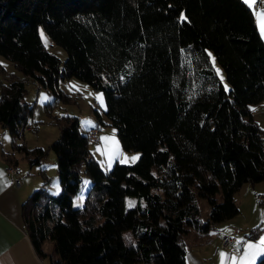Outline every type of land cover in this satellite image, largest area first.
<instances>
[{"label": "trees", "instance_id": "trees-1", "mask_svg": "<svg viewBox=\"0 0 264 264\" xmlns=\"http://www.w3.org/2000/svg\"><path fill=\"white\" fill-rule=\"evenodd\" d=\"M40 25L66 52L61 69L41 42ZM0 55L23 75L0 82V126L12 150L38 164L46 153L16 143L32 114L25 78L58 100L65 99L59 79L75 76L102 91L122 148L140 151L134 163L115 161L104 171L78 117L58 119L50 148L60 192L40 203V188L22 204L37 252L53 241V264H186V235H208L238 213L234 194L243 183L264 181V128L249 108L264 98V42L242 0H0ZM82 168L91 184L75 208ZM127 195L136 197L129 210ZM198 196L209 204L207 220Z\"/></svg>", "mask_w": 264, "mask_h": 264}, {"label": "rangeland", "instance_id": "rangeland-1", "mask_svg": "<svg viewBox=\"0 0 264 264\" xmlns=\"http://www.w3.org/2000/svg\"><path fill=\"white\" fill-rule=\"evenodd\" d=\"M242 1L244 2V0ZM257 1H259V5L255 9L254 4ZM256 2L251 7L244 3L252 10L256 28L264 42V36L261 34L260 27V24L264 20L258 19L259 14L264 13V3H261V0H256ZM38 33L44 47L59 58V68L61 69L66 52L51 40L41 25L38 27ZM210 54L211 63L216 73L217 69H219V74L217 73V75L224 87L227 86L226 91H228L230 89V83L227 81L225 71L213 53ZM213 60L215 62L214 64ZM221 76L223 79H221ZM9 78H23V75L15 68L12 61L0 55V82L4 84ZM72 85H76L79 91L71 88ZM25 87L26 91L23 95V101L28 102L32 107V114L28 121L31 126L24 128L23 136L18 138L16 143H23L27 148L40 146L46 149V153L42 162L39 164L31 163L28 157L25 156L23 150L14 149L13 155L22 174H25L31 167L32 171H38L39 168L41 169L43 167L44 187L42 189L43 193L40 196V203L47 201L49 195H57L60 192L58 170L55 160L56 156L50 148V144L58 137L59 126L57 121L62 115L67 114L78 117L80 132L87 133L88 135V149L104 171H108L115 161L122 164H132L134 162L130 158L137 155L139 157L140 151L125 150L122 148L114 126L110 124L105 114L106 105L102 91L93 88L88 81L81 80L75 76L60 78L58 81V89L65 96V99L58 100L54 99L55 94L50 89L34 77L25 78ZM249 108L253 113L254 120L260 127L264 128V98L258 103L250 104ZM93 127L98 130L97 139L89 137V130L91 128L95 129ZM2 135L7 137V144L11 145L12 136L6 128L0 126V141ZM102 137L107 139L102 140ZM97 149H100V151ZM126 157L129 159L126 160ZM39 177H41V174ZM81 178V185L78 191L72 196V206L75 208L83 206L85 196L91 184V179L84 172L83 168ZM259 195H264V181L243 183L240 189L234 194V200L238 205L239 211L231 219L236 221L233 226L238 227L240 230L238 234L239 241H243L247 245L251 243L259 247H264L260 244L261 238L264 237V200H260L258 198ZM217 198L221 200V193L217 194ZM130 201L135 202L136 197L129 195L125 197L127 210L131 208L129 207ZM196 202L200 208L202 220H207L209 218V204L207 199L198 196ZM251 229L255 230L254 236L248 237L247 233ZM124 239L126 243L132 241L129 231L124 233ZM44 247L48 252H54V255H56L54 243L51 240H46ZM257 262L258 259L255 260L254 264H257Z\"/></svg>", "mask_w": 264, "mask_h": 264}, {"label": "crops", "instance_id": "crops-1", "mask_svg": "<svg viewBox=\"0 0 264 264\" xmlns=\"http://www.w3.org/2000/svg\"><path fill=\"white\" fill-rule=\"evenodd\" d=\"M9 153L13 155L12 142L8 145L7 137L2 135L0 141V172L3 173V179L0 180V264H53L58 259V254L48 252L44 247L45 242L42 245L44 254L37 252L26 232L22 216V204L28 200L34 190L44 187V173L40 168L38 171H32L31 167L22 174L13 155L11 159L15 163L13 161L9 163H13L18 170L15 177L19 179V184L12 183L6 161ZM40 174L41 177H39ZM235 222L231 218L222 221L208 235L200 238L196 237L194 232L187 234L185 237L186 264H234L233 258H235V264H240V258L247 244L239 241L238 235L237 241L230 244L228 248H222L219 242L222 234L229 233L233 227H236L233 226ZM235 249L237 253L234 254L232 250ZM221 253L225 255L221 257ZM258 257L256 259H259ZM252 263L250 259L246 261V264Z\"/></svg>", "mask_w": 264, "mask_h": 264}, {"label": "snow or ice", "instance_id": "snow-or-ice-1", "mask_svg": "<svg viewBox=\"0 0 264 264\" xmlns=\"http://www.w3.org/2000/svg\"><path fill=\"white\" fill-rule=\"evenodd\" d=\"M244 2H245L246 4H248L249 7H251V6L253 5V3L256 2V0H244ZM261 3H264V0H261ZM180 19H181L182 21L186 19V17L184 16L183 13H181ZM258 19H262V20H264V13L259 14ZM260 27H261V34H262V36H264V22H262V23L260 24ZM41 35H43V34H41ZM46 46H47V45H46ZM209 55H211V54H209ZM214 63H215V62H214V60H213V64H214ZM217 73L219 74V69H217ZM221 79H223L222 76H221ZM71 88H74V89H76L77 91H79V88H78L76 85H72ZM225 88H226V90H227V86H225ZM98 99H100V97H98ZM101 139H102V140H106L107 138L102 137ZM97 150L100 151V149H97ZM138 158H139V157H138V155H137V156H133V157H131L130 160H131L132 162H135ZM125 159L128 160L129 158L126 157ZM2 179H3V173L0 172V180H2ZM134 206H135V202L130 201V202H129V207H134ZM129 239H130V238H129ZM260 244H261V245H264V237L261 238V240H260ZM262 254H264V248L259 247V246H257V245H254V244H251V243H250V244H248V245L246 246V249L244 250L243 256L240 258V264H246V261H248L249 259H250V260L253 262V264H254L256 258H257L258 256L262 255ZM220 255H221V257H223L225 254H224V253H221ZM233 262H234V264H235V258H233Z\"/></svg>", "mask_w": 264, "mask_h": 264}, {"label": "built area", "instance_id": "built-area-1", "mask_svg": "<svg viewBox=\"0 0 264 264\" xmlns=\"http://www.w3.org/2000/svg\"><path fill=\"white\" fill-rule=\"evenodd\" d=\"M258 5H259V1H257L254 4L255 9L258 8ZM30 126H31L30 123H27L25 125V127H30ZM97 132H98L97 128L90 129L89 130V137L92 138V139H97L98 138ZM7 171H8V173L11 176L12 183H14L16 185L19 184V179H17L15 177L16 173L18 172L17 168L14 165H9V166H7ZM258 198L260 200H264V195H259ZM239 233H240V230L238 228H236V227H233L232 230L229 233L222 234L221 237H220V240H219L220 246L222 248H228V246L230 244H233V243H235L237 241V235ZM232 252L234 254L237 253V249L232 250Z\"/></svg>", "mask_w": 264, "mask_h": 264}]
</instances>
